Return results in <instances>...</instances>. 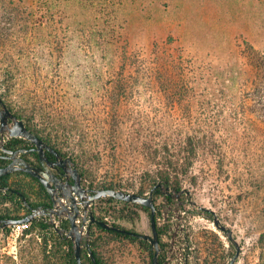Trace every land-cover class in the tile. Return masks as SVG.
<instances>
[{
    "label": "trees",
    "instance_id": "obj_1",
    "mask_svg": "<svg viewBox=\"0 0 264 264\" xmlns=\"http://www.w3.org/2000/svg\"><path fill=\"white\" fill-rule=\"evenodd\" d=\"M121 1L0 0V97L5 103L20 98L16 110L6 103L9 110L63 158H71L84 187L143 196L154 188L157 223L160 208L155 199L163 195L171 202L177 193L179 200L187 192L185 181L195 178L197 164L208 174L231 177L240 197L256 195L264 216V52L253 44L234 45L226 63L196 62L172 47V37L168 42L154 40L146 48H129L119 25L94 16L93 21L78 23L88 64L83 84L87 93L71 92L64 84L60 70L67 37L51 5L70 3L80 15L87 7L101 6L99 11L105 8L111 14ZM5 146L28 149L33 144L16 137L8 138ZM46 155L54 157L48 151ZM22 156L38 162L34 151ZM21 176L37 188L38 201L29 200ZM0 198L18 199L16 204L27 212L23 198L33 207L49 202L41 183L20 170L0 176ZM140 211L149 217L148 207L111 196L92 204L96 220L137 234L142 233L108 221L104 214L134 222ZM27 212L0 213V218H19ZM29 224L41 230L53 227L44 217ZM158 224L162 235L165 227ZM68 227L64 219L61 228ZM129 232L91 223L81 264H152L154 248ZM57 239L65 251L54 250L53 261L42 264H76L72 240L62 234ZM159 244L165 247L162 239ZM257 244L255 264H264V230ZM232 257L225 262L219 252L210 263L229 264ZM164 259L161 252L158 261Z\"/></svg>",
    "mask_w": 264,
    "mask_h": 264
},
{
    "label": "rangeland",
    "instance_id": "obj_2",
    "mask_svg": "<svg viewBox=\"0 0 264 264\" xmlns=\"http://www.w3.org/2000/svg\"><path fill=\"white\" fill-rule=\"evenodd\" d=\"M23 1L34 4V0ZM94 8L98 12L87 7L80 15L78 8L70 3L60 2L50 7L62 28L61 34L67 37L60 73L71 92L79 89L80 93H87L83 84L88 64L79 44L78 29L81 27L78 23L93 21L94 16L119 25L118 30L127 41L125 45L132 49L146 48L154 40L168 42L167 38L172 37L175 39L172 47H179L187 58L208 64L229 62L227 58L232 47L241 46L244 41L264 52V0H123L114 6L111 14H107L105 8L99 11L101 6ZM10 99L6 100L10 108H19L20 98ZM196 167L195 178L185 181L188 189L179 200L176 193L172 194L171 202L163 195L155 199L160 208L157 221L165 227L163 264H211L213 256L219 252L226 262L235 254V247L226 233L215 227L212 213L196 208L193 202L213 210L221 223L231 229L240 246L234 264H255L260 251L257 241L264 230V216L258 211L260 199L256 195L240 197L239 188L231 177L216 172L208 174L200 164ZM19 181L25 185L29 200L38 201L34 184L24 176L19 177ZM14 200L13 203L0 198V213L27 212L16 204L18 199ZM104 215L108 221L150 234L146 212L140 211L134 222ZM46 219L52 224L48 217ZM64 219L63 216L55 218L56 227L44 230L28 223L16 238L10 235L9 225L5 229L0 227V264L52 262L54 250L65 251L64 246L56 243L58 234L67 237V229L61 228ZM84 239L83 236L81 243ZM217 242L221 243L220 248Z\"/></svg>",
    "mask_w": 264,
    "mask_h": 264
},
{
    "label": "water",
    "instance_id": "obj_3",
    "mask_svg": "<svg viewBox=\"0 0 264 264\" xmlns=\"http://www.w3.org/2000/svg\"><path fill=\"white\" fill-rule=\"evenodd\" d=\"M23 138L33 144L31 148L10 149L5 146L8 138ZM0 150L6 153L4 158L9 159V163L0 167V176L7 173L20 170L30 176L36 178L48 194L50 205L46 207L31 206L25 199L24 205L30 210L29 213L19 218H0V227L10 224L29 223L32 219L46 216L49 221L55 226V218L65 217L69 222V228L65 230V234L73 241L74 255L76 264H81L80 252L82 248V237L87 236L88 226L91 223H98L106 229H114L121 232H129L125 229L110 225L101 220H96L92 214V204L99 198L111 196L118 200L133 202L148 207L150 210V229L151 234H137L139 237L148 240L155 247L154 261H156L158 253V237L155 223V205L152 198V190L147 196L139 195L133 192H125L117 189H89L81 183V177L74 166L70 157H62L53 147L47 144L39 136L31 132L22 120L18 119L8 108L7 104L0 97ZM28 151H34L37 154L39 165L36 166L32 162L26 160L22 154ZM46 151L54 156V159H49ZM54 167H60L66 178H71L72 182L63 180L53 172ZM165 194L168 189H165ZM177 195V193L175 194ZM193 205L204 211H208L213 215V223L215 227L224 233L228 240L235 247V254L230 259L229 264H233L240 252V246L232 236L231 229L223 225L214 214L213 210L206 208L196 202ZM56 227V226H55Z\"/></svg>",
    "mask_w": 264,
    "mask_h": 264
},
{
    "label": "flooded vegetation",
    "instance_id": "obj_4",
    "mask_svg": "<svg viewBox=\"0 0 264 264\" xmlns=\"http://www.w3.org/2000/svg\"><path fill=\"white\" fill-rule=\"evenodd\" d=\"M6 153H4V152H2L1 150H0V161H1V163H0V167L1 166H4V165H6L7 163H9V159H7V158H4V157H2V156H4ZM24 154V153H23ZM22 154V155H23ZM52 159H54V157L52 158ZM34 165H36V166H38L39 165V162H37L35 159H33V162H32ZM53 172L57 175V176H59V177H61L63 180H67V181H69V182H72V180H71V178H66L65 177V175L62 173V170H61V168L60 167H54L53 169ZM48 195V194H47ZM48 203L46 204V205H44L43 207H46V206H49L50 205V198H49V196H48ZM156 208V207H155ZM30 211V210H29ZM29 211H28V213H29ZM155 213H156V210H155ZM40 217H44V218H47L46 216H40ZM149 217H150V212H149ZM154 218H155V216H154ZM155 223H156V229H157V222H156V218H155ZM159 225V224H158ZM149 226H150V220H149ZM89 227V226H88ZM163 227V226H162ZM150 234H151V229H150ZM162 235H164V233L162 234ZM162 235H159L158 234V230H157V237H158V253H157V257H156V261H155V263H153V259H154V252H153V256H152V264H163L164 262H165V259L163 260V262L162 263H160L159 261H158V257H159V254L161 253V252H165L164 251V249H165V247L164 248H161V247H163L162 245L160 246V239H162ZM87 236H85V238H86ZM148 241V240H147ZM149 242V241H148ZM150 243V242H149ZM151 244V243H150ZM151 246L154 248V251H155V247H154V245H152L151 244ZM165 246V245H164Z\"/></svg>",
    "mask_w": 264,
    "mask_h": 264
},
{
    "label": "built area",
    "instance_id": "obj_5",
    "mask_svg": "<svg viewBox=\"0 0 264 264\" xmlns=\"http://www.w3.org/2000/svg\"><path fill=\"white\" fill-rule=\"evenodd\" d=\"M28 223H22V224H10L11 227L10 235L14 236L15 238L18 236L21 228L27 226Z\"/></svg>",
    "mask_w": 264,
    "mask_h": 264
}]
</instances>
